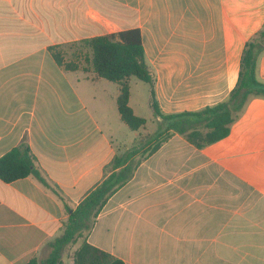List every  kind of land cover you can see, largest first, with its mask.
<instances>
[{
  "label": "crops",
  "instance_id": "0c3cea01",
  "mask_svg": "<svg viewBox=\"0 0 264 264\" xmlns=\"http://www.w3.org/2000/svg\"><path fill=\"white\" fill-rule=\"evenodd\" d=\"M263 25L264 0H0V157L25 142L45 179H0V264L46 259L104 167L147 131L122 143L120 86L94 79L82 40L139 29L153 77L147 105L153 88L174 114L223 101ZM131 78L129 105L145 118ZM85 237L125 264H264V99L205 148L174 134Z\"/></svg>",
  "mask_w": 264,
  "mask_h": 264
},
{
  "label": "trees",
  "instance_id": "16d2710c",
  "mask_svg": "<svg viewBox=\"0 0 264 264\" xmlns=\"http://www.w3.org/2000/svg\"><path fill=\"white\" fill-rule=\"evenodd\" d=\"M81 43L87 54L85 61L91 66L94 79H106L120 86L117 107L121 120L131 131L144 128L146 119L137 116L129 105L128 83L131 77H136L153 86L140 30L133 28L99 35L84 39ZM57 49L54 46L51 51L54 52L56 62L62 65L64 57ZM263 54L264 25L246 42L237 82L227 97L213 106L197 111L164 113L152 88L151 107L155 117L160 119V127L152 136H140L130 150L116 155L104 167V178L69 213L67 220L63 222L62 234L50 242L49 256L44 260L34 257L28 264H63L66 249L78 242L80 243L74 251L72 264H125L121 259L89 244L85 237L94 227L108 199L133 177L144 159L174 134L182 135L198 149L226 138L248 102L256 98L264 99V81L258 76L259 60ZM66 68L72 69V65L67 64ZM28 176H35L45 184L30 147L22 142L0 157V179L10 183Z\"/></svg>",
  "mask_w": 264,
  "mask_h": 264
},
{
  "label": "rangeland",
  "instance_id": "374dc122",
  "mask_svg": "<svg viewBox=\"0 0 264 264\" xmlns=\"http://www.w3.org/2000/svg\"><path fill=\"white\" fill-rule=\"evenodd\" d=\"M132 87H133V97L137 98L139 97L141 106H142V113L145 115V118L147 119V123L145 128L147 131L144 132L143 136H152L157 129L160 127L159 123L155 120V117L153 115V110L147 105V100L150 97V86L149 84L139 80L136 77H132L130 81ZM137 96V97H136ZM142 96V97H141ZM115 122L118 124L119 132L122 136V143H126L128 139H131L134 136L133 131H131L124 123L119 121L118 119L115 120ZM135 139V137H133ZM137 142V139L134 141V143L130 146L133 147V145ZM116 148L122 149L121 145L117 143ZM74 246L71 245L69 248L66 249L63 255V264H72V258L74 254Z\"/></svg>",
  "mask_w": 264,
  "mask_h": 264
}]
</instances>
